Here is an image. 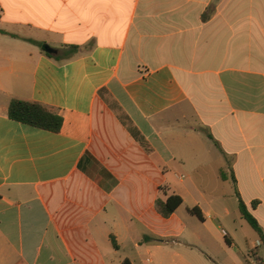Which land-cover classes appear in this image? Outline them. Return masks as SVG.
<instances>
[{
  "label": "crops",
  "instance_id": "obj_1",
  "mask_svg": "<svg viewBox=\"0 0 264 264\" xmlns=\"http://www.w3.org/2000/svg\"><path fill=\"white\" fill-rule=\"evenodd\" d=\"M240 200L264 231V0H0V264H264Z\"/></svg>",
  "mask_w": 264,
  "mask_h": 264
},
{
  "label": "trees",
  "instance_id": "obj_2",
  "mask_svg": "<svg viewBox=\"0 0 264 264\" xmlns=\"http://www.w3.org/2000/svg\"><path fill=\"white\" fill-rule=\"evenodd\" d=\"M2 33L16 37V35H12L6 32ZM71 49L73 51H76L77 47H73ZM47 55L53 57L49 53H47ZM8 116L11 120H14L16 122L53 133L60 132L63 125V118L52 109L39 103L26 102L18 99H14L11 101L8 110ZM221 176L224 179L226 178V175L223 172ZM182 203L183 199L178 195H172L168 197L166 201L158 200L156 202L158 211L164 217L171 216L182 205ZM239 210L244 220H246L247 223L252 227V229L257 232L261 244L264 247V231L257 219L249 212L242 200H240L239 202ZM191 212L196 214L200 219H203L201 213L197 209H193ZM125 264H129V262L126 261Z\"/></svg>",
  "mask_w": 264,
  "mask_h": 264
},
{
  "label": "rangeland",
  "instance_id": "obj_3",
  "mask_svg": "<svg viewBox=\"0 0 264 264\" xmlns=\"http://www.w3.org/2000/svg\"><path fill=\"white\" fill-rule=\"evenodd\" d=\"M245 224H246V229L251 233V234H253V241L255 240V232L253 231V229L251 228V226L250 225H248L246 222H245ZM149 264V263H148Z\"/></svg>",
  "mask_w": 264,
  "mask_h": 264
},
{
  "label": "water",
  "instance_id": "obj_4",
  "mask_svg": "<svg viewBox=\"0 0 264 264\" xmlns=\"http://www.w3.org/2000/svg\"><path fill=\"white\" fill-rule=\"evenodd\" d=\"M48 51H50V49H47Z\"/></svg>",
  "mask_w": 264,
  "mask_h": 264
}]
</instances>
